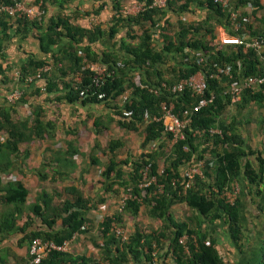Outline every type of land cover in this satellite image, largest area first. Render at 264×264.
<instances>
[{"label":"trees","instance_id":"16d2710c","mask_svg":"<svg viewBox=\"0 0 264 264\" xmlns=\"http://www.w3.org/2000/svg\"><path fill=\"white\" fill-rule=\"evenodd\" d=\"M12 1L2 0L5 3H12ZM36 1L34 0L33 3ZM45 1L55 3L57 9L41 19H28L21 13L13 17L0 14V50L2 40L14 35L23 37L33 32L39 50L47 55L43 58H36L28 54L17 70L19 82L25 86L30 85V83H24V79L34 75L36 69L42 65L49 64L51 68L41 72L39 76L44 82L45 92L57 90L59 83L64 90L66 100L79 99L82 103L102 102L104 104L113 102L112 115L116 117L112 118L113 121L119 127L129 131L139 130L142 125L140 145L141 147L149 145L153 151H160L163 147V139L169 138V135L164 131L160 121L144 122L142 118L144 110L151 115L157 114L160 101H171L173 112L179 117L186 114L190 117V122L184 128V138L171 146L169 155L164 158L165 164L160 174H158V166L154 157L157 153L150 152L137 156V161H131L128 178L122 179L120 161H115L113 154L114 149L121 146L122 142L109 140L106 144L112 155L103 167L101 177L108 176L112 172L118 180H121L120 185L132 186L131 192L134 194L137 193L135 185L139 178L138 170L149 163V173L155 176V183H151L146 189L151 192L157 183H162L163 187L160 192L144 197L140 202L128 199L124 206V211L135 215L140 204H144L147 216L161 221V224L154 230L145 232L137 227L133 229L125 242H120L108 232L110 219L104 218L100 224L103 228L100 229L102 242L99 243L103 258L109 264L151 263V244L155 242L157 247L164 248L159 256L168 257L170 260L169 263L163 262L165 264H227L215 248V239L210 235L207 225L215 223L216 220L227 224L226 231L230 240L238 245V240L242 235L239 198L237 197L232 204H229L219 196V191L224 186H228L231 181L239 180V178L248 184L258 185V182L264 178V156L245 145L237 130L236 122L233 120L226 122L222 113L229 104L235 106L238 104L239 107L253 102L260 105L264 102V86L243 89L240 100L231 103L227 94H223V89L228 83L227 77L222 75L216 77L215 74L208 76V74L211 73V64L217 63L231 65L235 78L262 75L264 61L259 60V55L253 49L242 51L241 46L221 45L215 42L212 31L213 20L209 14H212L215 20L223 19L226 24L228 20L225 19L223 7L213 0H167L165 6L161 8L145 7L136 14L125 15L117 11L122 4L121 0H110L114 13L105 27L97 24L84 27L71 23L69 19L77 11L62 14L64 4L69 0ZM99 1V5L91 9L92 13H98L102 4L106 2L105 0ZM132 1L144 4L150 2V0H128L126 4ZM193 1L198 7L205 9L207 15L194 22L177 18L173 32L171 34L167 32L166 25L173 24L169 14L191 12L190 5ZM247 3L255 8L261 6L259 0H235L233 7H243ZM41 7L44 9V3ZM241 14L245 15L244 12ZM260 23L264 28V14L261 16ZM243 27L249 26L244 25ZM239 31L229 34H239ZM103 35L109 39H115L111 48L96 47L100 44ZM249 35L261 38L264 44V29H255ZM157 36L161 37L162 43L160 46L151 45L152 40ZM132 38H136V41L130 40ZM115 45L118 46L116 50L113 49ZM196 56H204L203 61L196 64ZM168 58L173 60L170 65L164 64ZM118 61L122 63L121 67L115 66ZM86 62L100 64L104 67L100 86L92 84L95 72L85 66ZM197 70L202 71L206 77L204 95L211 92L214 97L212 102L207 103L193 114H189V111L196 103L198 96L191 95L189 89L173 95L161 88L157 94H153L137 86L133 81V75L136 73L140 82L147 86L155 85L158 81L172 84L192 75ZM4 72L5 68H2L0 64V83L5 84L12 80ZM69 73H73L74 76L78 75L79 79L63 81L62 78ZM152 75L154 79L149 80V76ZM14 88H19V86ZM80 89L87 91L86 96L78 95ZM9 90L6 89L3 92L4 104H0V132L3 133H0V172L11 167L12 162L9 157L17 152L19 144L39 139H51L54 134L51 131L50 121L43 118L42 110L38 107H33L30 111L32 118L29 121L18 116L17 109L19 111L22 109L19 103L25 101L26 91L21 90L19 98L9 103L4 98V93ZM91 91L102 92L103 99H96ZM124 92L127 93V98L124 103L118 104L119 96ZM124 111L129 114L125 115ZM183 111L186 113L184 114ZM13 113L17 115L14 119ZM92 123L95 135L100 132V128H106V125L101 124L97 117ZM202 128H215L220 133L205 132L195 136L191 135L190 130ZM184 145L187 147L186 150H183ZM73 152L75 149L66 150L69 155ZM247 155H252L253 161L243 159ZM90 159L93 164L98 162L93 156ZM190 160L203 162L202 176H195L190 186L183 192L182 171ZM125 162L126 160H122L121 163ZM172 179H175L173 184ZM109 185H106V190ZM0 191V204L8 205L7 209L0 212V234L19 233L17 246L25 242L28 244L33 237L60 243L64 239H69L74 233H84L87 230V228L80 229V227L89 221L87 212L91 203L87 197L78 193L73 187L68 188L69 193L74 195L73 198H65L58 208L47 209L51 198L46 192L37 195V198L28 205V211L39 219L43 228L33 226L34 222L27 220V214L24 219L21 217L27 196V188L21 181H7L0 185ZM102 200L101 197L98 199V201ZM176 202H183L190 209L192 215L188 218L190 222L176 220L172 216L169 207ZM56 218H59L60 226L58 229H53ZM118 219V215L115 216V221ZM18 220L21 221L20 226L16 225ZM181 236H185L183 243L178 241ZM259 250L261 258L258 264H264V236L261 239ZM7 256H11L13 264H34L30 262L27 248L25 257L16 255L8 246L0 248V264H8ZM97 263L98 261L94 258L73 255L69 251H51L36 264Z\"/></svg>","mask_w":264,"mask_h":264},{"label":"crops","instance_id":"0c3cea01","mask_svg":"<svg viewBox=\"0 0 264 264\" xmlns=\"http://www.w3.org/2000/svg\"><path fill=\"white\" fill-rule=\"evenodd\" d=\"M26 1L32 3L31 1L34 0ZM37 1L39 2V0ZM40 1L41 4L44 3L45 5V13L43 17L47 14L49 15L51 12L57 9L55 3L51 4L49 1L47 2L45 0L43 2L42 0ZM105 1V4H102L98 13H92L91 9H94L99 5V0H69L66 4H64L62 14L66 15L70 12L77 11L74 16L70 17L69 21L71 23H76L84 27H90L96 24L100 25L101 27H105L114 13V8L110 6V0ZM127 1L128 0H121L120 3L124 2V4H126ZM232 1L233 2L229 3V5L234 6L235 0ZM263 1L264 0H259L260 4H262ZM190 9L192 10L191 12L183 11L179 14L170 13V20L173 23L177 18H181L187 19L189 21L192 20L194 22L198 19H203L207 15V11L198 7L195 1H193V3L190 5ZM237 9L241 12H244V14L248 16L247 22L243 24V26H249L245 28V33L247 34L246 36H250L249 34L255 29H264L260 23L261 16L264 14L262 5L257 8L252 6L251 8L243 6L238 7ZM85 12H88V14H85ZM209 15L212 20L215 21H212V31L215 42H218L222 36L232 32L228 23L226 24L223 19L218 18V20H215L216 18L212 14ZM32 33L23 37H19V35L10 36L8 39L1 41L2 48L0 50V64L2 68H5L4 73L6 76L11 78L12 81L5 84L0 83V104H4L2 95L6 89L19 86V89L26 91V95L24 97L25 101L19 103V107L22 109L20 111L17 109V112H19L18 116L26 118L29 121L32 118V113L30 111L33 110V107H38L42 110L43 118H45L47 121H50L52 126L51 131L54 134L52 135L51 139H39L37 141L19 144L17 152L11 154L9 157L12 162L11 167L0 172V185L7 181L19 180L27 188V184L25 182H27L29 178H47L48 180L56 182L73 181V184L70 183L62 185V189L64 191H68V188L70 187H73L75 190H77L79 186H77L75 182L83 181L85 182L84 187L89 193V191L95 190V186H93L91 182L95 179V173L98 172L97 167L98 165H101L102 161L100 157L97 158L98 152L99 155L102 154L101 150L99 149L100 147L97 144L100 141L97 134H94L93 142L87 144L85 141L81 140L78 135L86 130L83 128L84 122H87V127L89 128L93 125L92 118H99L100 116L106 114L113 116L112 109L110 108L111 106L102 102L82 103L79 99L72 101L66 100L64 97V90L59 83L57 85V90L55 89L54 91L45 92V90L38 89V86L41 87L44 84L43 80L41 79L36 81L35 85L30 84L28 86H25V84L19 82L17 79V70L19 65L25 60L28 54H32L36 58H43L47 56L39 50L37 39ZM113 40L115 39H109L106 35H103V37H101L100 44L96 47L111 48ZM113 49L115 48L113 47ZM78 79V75H75L71 81H77ZM12 116L14 119L17 115L13 113ZM250 116V123L252 124L253 129H251L247 134L253 140V142L248 143L246 141V136H244L241 129L237 128V130L243 138L246 146L264 156V111H253L250 113ZM100 122L103 125H107V123L112 122V125H114V121L111 117H109L107 121L100 120ZM103 129L104 128H100V132ZM254 132L256 134L255 136H253ZM73 134H75V136ZM129 147L133 155H135V152L138 156L143 155V152L141 153L140 149H137V143H132ZM69 149H75V152L69 155L66 153V150ZM92 151H96L94 156L91 154ZM126 153L127 149H125V154ZM92 156L97 159L98 162L96 164L91 162L90 158ZM125 157H128V160L125 159L126 162L124 164H126L128 161L130 162L131 160L129 155H125ZM123 175L124 174H121L122 177ZM235 181L237 183L239 181L240 183L244 180L239 178V180L236 179ZM252 189L254 190L253 195L258 192L257 195L262 196L264 193V178L258 182V185H253ZM260 193H262V195ZM105 203L107 204V202ZM240 204L242 203L239 202L242 235L240 240H238V245H235L230 240L226 231L227 224L223 223L222 221L218 222V224L215 222L211 225H207V227H209L208 231L215 239V248L221 255L223 261H225L227 264H258L261 258L259 246L261 239L264 236V221L259 220L257 222L251 223L249 228L245 227L243 222H245L246 218ZM7 207L8 205L6 204L5 206L0 204V212L7 209ZM20 224L21 221H16L17 226H20ZM38 224H41L40 221ZM38 224H36V226L33 224V226L39 227L37 226ZM244 229L246 230L244 231ZM19 238V233H9L8 235H5L4 233L0 234V248L8 246L16 255L25 257V244L23 243L20 246H17V241ZM75 239L76 236L71 240V243L77 244L80 241L79 240L76 242ZM84 243L87 252L79 255L95 258L96 251L92 247V243L86 240ZM74 247H76V245ZM92 250V256H90L89 252ZM73 251H75L73 248L72 250L69 248L70 253L73 255L78 254Z\"/></svg>","mask_w":264,"mask_h":264},{"label":"built area","instance_id":"2783aa9c","mask_svg":"<svg viewBox=\"0 0 264 264\" xmlns=\"http://www.w3.org/2000/svg\"><path fill=\"white\" fill-rule=\"evenodd\" d=\"M218 2L224 9L226 14V19L228 20V25L232 32L239 31V34H227L222 36L218 44L221 45H238L241 46L242 51H246L247 49H253L258 55L259 60L264 61V44L261 38L246 36V30L243 27V24L247 22L248 16L241 14V11L233 6L229 5L227 0H213ZM27 2L26 0H13L12 3H5L0 0V14H5L7 16L13 17L18 13L23 14L28 19H41L45 13L43 7H41V1L33 3V1ZM167 0H150L149 3L144 4L143 2L139 1H132L131 3L120 7L117 11L120 14H136L138 11L143 10L145 7L147 8H161L165 6ZM262 9L264 11V1L262 2ZM245 7L251 8L249 3L245 4ZM204 59V56H196L195 63L199 64ZM85 66L92 69L95 74L92 78V84L94 86H100L102 83L101 77L104 73V67L100 65V68H96L95 64L93 63H85ZM116 67H121L122 63L120 61L115 63ZM211 73L208 76L218 77L222 75L223 77H227L228 83L223 89V94H227L231 103L237 102L240 100V94L243 89L252 88L256 86H264V73L262 75H246L241 78L233 77L232 68L229 64H211ZM50 69L49 64H44L41 67L37 68L34 75L28 76L24 79V83L34 84L36 81L40 80L39 76L41 72L48 71ZM206 77L205 74L197 70L192 75L181 78L178 81L167 84L163 81H158L157 84H151L147 86L140 82L138 75L135 73L133 75L134 83L139 86L145 88L148 92L153 94H157L161 88L166 90L168 93L176 95L182 92L185 89H189L191 95L198 96L196 103L191 106L189 114H193L194 112L198 111L201 107L205 106L207 103L213 101V94L209 92L207 95H204L206 89ZM39 87V86H38ZM40 90H44V84L39 87ZM21 94V89L19 88H12L9 91L4 93V98L9 103H13L15 100L19 98ZM87 91L85 89H80L78 91V95L80 97L86 96ZM91 94H95V98L98 100L103 99L104 94L102 92L94 93L91 91ZM206 96V97H205ZM127 98V93L124 92L119 96L118 104L124 103ZM125 115H128L129 112L124 111ZM185 114L186 112L183 111ZM142 118L144 122L148 121H160L163 125L164 131L169 135L168 142L172 146L178 140L184 138V128L190 122V117L187 114L183 117H179V115L173 112V104L171 101H160L159 102V112L157 114H149L147 110H144L142 113ZM191 135H199L205 132L211 133H220L218 129L215 128H202V129H195L190 130ZM186 146H183V150H186ZM202 167L203 162L201 160H190L186 163L183 171H182V179H181V187L182 191L190 186L195 176H202ZM162 170L158 171L160 174ZM139 178L136 182L135 188L137 193H132V186H125L119 192L116 203H115V212H107V204L105 202H100L96 205V217L97 222L102 224L104 218H109L110 223L108 227V232L112 233L115 238H117L120 242H125L128 239L127 230L124 227H121L115 221V216L118 213H121L123 210L126 201L128 199H133L138 202L142 200L144 197H148L151 194H155L156 192H160L163 184L157 183L155 184V189L149 192L146 188L151 184L155 183V176L150 175L149 173V163L141 166L138 170ZM175 179L171 180L173 184ZM237 182L235 180L231 181L228 186H224L221 191H219V196L223 198V200L229 204H232L235 199L238 197L239 188L237 186ZM87 228V224L83 223L80 229ZM103 226L100 225V229L102 230ZM79 233H74L69 239H64L60 243H56L53 240L49 239H42L39 237H33L30 239L28 246H27V254L30 256L31 263H38L40 260L45 258L47 254L51 251H61L67 252L69 251V246L71 240ZM185 236H181L179 238V242L183 243ZM152 256L155 255L154 244H151ZM153 260V258H152ZM153 262V261H152ZM151 262V263H152ZM165 264V263H162Z\"/></svg>","mask_w":264,"mask_h":264},{"label":"rangeland","instance_id":"374dc122","mask_svg":"<svg viewBox=\"0 0 264 264\" xmlns=\"http://www.w3.org/2000/svg\"><path fill=\"white\" fill-rule=\"evenodd\" d=\"M228 4L233 2L232 0H227ZM124 5V2L121 4L122 7ZM175 22V21H174ZM173 22V26L170 25H166V31L171 34L175 28V23ZM147 25V24H145ZM139 33V31H138ZM137 34V33H136ZM133 42L136 41V38H132L130 39ZM117 41V40H116ZM162 43V39L161 37L157 36L154 37V39L152 40L151 45L154 46H160V44ZM114 48H118L117 45L114 46ZM170 63H173V60H169V58L166 60V62L164 64H168L170 65ZM96 68H100V64H95ZM51 68V67H50ZM52 70H54L52 68ZM55 72V71H54ZM57 74V72H55ZM74 77V74L69 73L67 74L64 78H62L63 81H69ZM153 78L154 76H149V80ZM109 106H111L110 108L112 109L113 112V102H108L107 103ZM110 109V112H111ZM253 111H264V102L261 103L260 105H257L256 103L250 102L247 103L245 105H241L238 107V104L235 105H228L223 109V113H222V117L226 120V122L229 121H234L236 122V126L237 128H240L242 133L244 134V136H246V141L248 143L253 142V140L248 136V132L253 129L252 124L250 123L251 120V116L250 113ZM110 116V114H108ZM107 114L106 115H102L99 117V120H103V121H107V119L109 118ZM111 118H114L113 116H110ZM116 118V117H115ZM93 120V118H92ZM84 129H86L84 132H81L78 136L81 140L85 141L87 144L92 143L93 139H94V128L93 125L91 127H87V122H84ZM89 129V131H88ZM141 129H142V125L140 127L139 130L136 131H129L126 129H123L121 127H119L116 122H114V125H112V122L107 123L106 128H104L101 132H99L97 134L98 139L100 142H98V146L100 147L99 149L101 150L102 154L99 155V152L97 153V158L100 157L102 159L101 161V165H98L97 170L98 172L95 173V179L91 182L93 184V186H95V190L94 191H89V193L87 192V189L84 187L85 182H75V184H77L78 189L76 190L78 193H80L81 195L87 197L89 199V203H91L90 205V209L87 212V216L89 221L87 222V230L84 233H79L76 235V242H79L77 244H73L70 243L69 248H72L75 250L73 252H76L79 254H84L87 252L86 250V246L84 245L85 240L91 242L92 247L95 249V253H96V257L94 258L95 261L97 260L98 263L97 264H109V262L107 260H105L103 258V255H101L100 253V248L101 245H99L100 242H102V237L100 235V224L97 222V217H96V205L99 204L100 202H107V212H115V203H116V199L117 196L119 194V191L121 190V188L123 187L122 185L119 184V182L121 180H118V178L116 176L111 175V173H109L108 176H104L101 177V171L103 170V167L105 166V164L107 163L108 158L110 157V155H112L111 152H108V148L106 149V144L109 142V140H120L122 142V145L117 147L116 149H114L113 154H114V160L115 161H120L119 162V166L121 168V173L124 174L123 177L121 176V178H128V174L131 171V161H137V154L135 152V155H133L130 151V145L132 143L134 144H138L137 149L139 148L141 153H152L155 152L157 154H154L155 157V162L157 163L158 166V171L162 170L163 166H164V158L167 157V155H169L170 151H171V145L168 142V138L167 139H163V147L160 151L151 149L149 145L143 146L141 147L140 142L142 140V133H141ZM256 132V131H255ZM253 134V136H255L256 134ZM96 136V137H97ZM89 138V139H88ZM245 143V142H244ZM246 145V144H245ZM125 149H127V153L125 154ZM89 152V151H88ZM96 151H92L91 154L94 156L96 153ZM125 155H129V157H131L130 162L128 161L126 164L121 163L122 160H128V157H125ZM133 155V156H132ZM133 157V158H132ZM248 157V158H247ZM247 157H244L243 159L247 158L251 161H253V156L248 155ZM129 163V164H128ZM126 165V166H124ZM102 166V168H101ZM94 168V167H93ZM141 168V167H140ZM139 168V169H140ZM103 180V181H102ZM125 180V179H124ZM27 184V196H26V202L23 205L22 208V213H21V217L22 219L25 218V215L27 214V220L29 219L30 221H33L34 224H38L39 219L37 217H34L31 215V213L28 211V205L31 204L36 198L37 195H39L41 192L45 191L50 195V202L48 203V207L52 208V207H59L61 202L65 199V198H73V194L69 193L68 191H64L62 189V185L63 184H73V181H61V182H56V181H52V180H48L46 179H34V178H29L27 180V182H25ZM110 184L108 189L106 190V185ZM238 188L240 189L239 191V201L240 206L242 207V211L245 215V222H243L245 224V227L249 228L250 224L253 222H257L259 220L264 221V193L262 195V193H260L262 196L257 195L258 192H256V194L253 195V185L252 184H248L244 181H241L237 184ZM264 190V189H263ZM262 192V191H261ZM103 198L102 201H98L99 198ZM169 211L172 214V216L176 219V220H186L188 221L189 217H191V211L190 209H188V207L183 203V202H176L173 203L170 207H169ZM118 215L119 219L118 221L116 220L117 224L120 225L121 227H124L127 230V234H131V232L133 231V229L135 228H140L141 230H144L145 232H150L151 230H154L156 227H158L161 224V221L158 219H152L150 217L147 216L146 214V208L144 206V204H140V206L138 207V211L135 215H130L129 213H127L126 211L123 210L121 211V213L116 214V216ZM258 216V217H256ZM261 216V217H259ZM192 219V218H191ZM190 222V221H188ZM217 224L218 221H215ZM39 227H43V225H37ZM60 226V220L59 218L55 219V222L53 223V229H58ZM241 229H242V224H241ZM246 229H244L245 231ZM128 235V236H129ZM27 248L28 244L25 242L24 243ZM80 244V245H79ZM154 244V249H155V255L152 256L153 258V262L152 263H146V262H141L138 264H162L163 262L169 263L170 260L168 257H163V256H159V254H162L164 251L163 247H157L155 242H153ZM76 245V247H74ZM83 245V246H82ZM82 246V247H79ZM91 250V249H89ZM93 250L89 252L90 256H92ZM72 254V253H71ZM159 256V258H158ZM93 259V258H92ZM163 259V261H162ZM6 260L8 261V264H13V259L11 258V256H7Z\"/></svg>","mask_w":264,"mask_h":264},{"label":"clouds","instance_id":"9594fccd","mask_svg":"<svg viewBox=\"0 0 264 264\" xmlns=\"http://www.w3.org/2000/svg\"><path fill=\"white\" fill-rule=\"evenodd\" d=\"M239 191H240V189H239ZM239 195V194H238ZM236 200V199H235Z\"/></svg>","mask_w":264,"mask_h":264}]
</instances>
